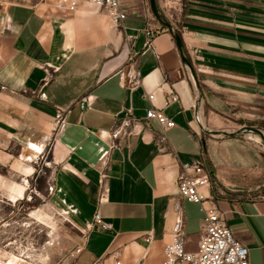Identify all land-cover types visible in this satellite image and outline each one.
<instances>
[{
  "label": "crops",
  "instance_id": "1",
  "mask_svg": "<svg viewBox=\"0 0 264 264\" xmlns=\"http://www.w3.org/2000/svg\"><path fill=\"white\" fill-rule=\"evenodd\" d=\"M154 2L159 20L148 0H118L125 18L113 26L87 5L0 0V168L11 169L14 148L39 153L50 142L48 185L85 229L68 264H113L109 253L122 264H161L174 203L185 249L195 250L203 215L177 193L180 164L205 153L214 162L212 143L235 123L259 125L264 139V0ZM145 30L157 31L149 44ZM130 64L141 74L133 90L118 77ZM171 94L177 102L164 107ZM149 107L174 123L163 142L161 126L144 116ZM206 167L248 263L264 264V194ZM260 170L254 188L264 183Z\"/></svg>",
  "mask_w": 264,
  "mask_h": 264
},
{
  "label": "rangeland",
  "instance_id": "2",
  "mask_svg": "<svg viewBox=\"0 0 264 264\" xmlns=\"http://www.w3.org/2000/svg\"><path fill=\"white\" fill-rule=\"evenodd\" d=\"M252 129L262 131L256 124H232L228 134L212 143L214 162L206 153L199 159H205L211 172L222 169L225 177L244 183L240 188L256 195L264 194V183L254 188L260 168L264 169V140ZM50 148V142L39 153L26 154L14 148L11 169L0 168L1 264L11 256L17 257L18 264H68L81 247L85 229L48 189ZM252 152L262 155L256 160ZM242 161L244 165H240ZM27 168L30 171H24ZM213 186L210 181V188Z\"/></svg>",
  "mask_w": 264,
  "mask_h": 264
},
{
  "label": "built area",
  "instance_id": "3",
  "mask_svg": "<svg viewBox=\"0 0 264 264\" xmlns=\"http://www.w3.org/2000/svg\"><path fill=\"white\" fill-rule=\"evenodd\" d=\"M53 2L56 8L70 11L76 10L80 5H87L92 11L105 13L113 26H119L125 18L124 12L119 9L118 0H53ZM156 33L155 30H145L147 44ZM118 77L121 86L128 90L137 88L141 82V74L133 64L121 68ZM153 97V93L143 94V98L149 102ZM177 100V96L171 94L164 100L163 105L167 107ZM144 116L156 120L161 126L162 135L159 142H163L165 131L172 128L174 123L153 107L147 108ZM210 181V174L203 159L193 158L180 164L176 179L177 193L184 201L198 205L203 215V227L196 241L195 250L187 251L181 206L174 203L173 210L176 215L169 232V240L163 247L164 259L161 264H249L248 249L234 238L232 230L225 224L216 200L209 191ZM48 189L52 191L50 185ZM93 222L101 230L109 228L108 224L100 220L98 212L93 215ZM144 239L149 243L152 239L151 232H148ZM109 257L113 264H122L115 253H109Z\"/></svg>",
  "mask_w": 264,
  "mask_h": 264
},
{
  "label": "water",
  "instance_id": "4",
  "mask_svg": "<svg viewBox=\"0 0 264 264\" xmlns=\"http://www.w3.org/2000/svg\"><path fill=\"white\" fill-rule=\"evenodd\" d=\"M148 1H149V9H150V12L152 13V15H153L156 19L159 20V14H158L157 8H156V6H155V2H154V0H148ZM173 38H174V41H175L176 46L178 47L179 50H181L182 43H181V39H180V37L176 34V35L173 36ZM252 130H253L254 132H256V133L260 136V138H261L262 140H264L263 137H262V134L260 133V131L255 130V129H252Z\"/></svg>",
  "mask_w": 264,
  "mask_h": 264
},
{
  "label": "bare ground",
  "instance_id": "5",
  "mask_svg": "<svg viewBox=\"0 0 264 264\" xmlns=\"http://www.w3.org/2000/svg\"><path fill=\"white\" fill-rule=\"evenodd\" d=\"M14 200L13 201H15V196H13V195H10ZM17 257H14V256H11L9 259H8V261H7V263L6 264H18L17 262H15L17 259H16ZM1 264V263H0Z\"/></svg>",
  "mask_w": 264,
  "mask_h": 264
},
{
  "label": "trees",
  "instance_id": "6",
  "mask_svg": "<svg viewBox=\"0 0 264 264\" xmlns=\"http://www.w3.org/2000/svg\"><path fill=\"white\" fill-rule=\"evenodd\" d=\"M180 52H181V55H183V54H182V50H180ZM210 180H211V177H210Z\"/></svg>",
  "mask_w": 264,
  "mask_h": 264
}]
</instances>
